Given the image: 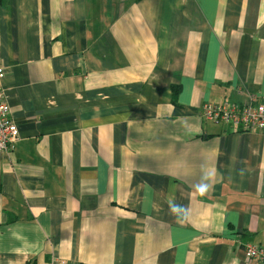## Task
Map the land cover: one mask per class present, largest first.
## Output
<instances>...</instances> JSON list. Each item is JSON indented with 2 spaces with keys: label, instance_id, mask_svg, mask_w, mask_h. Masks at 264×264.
Returning a JSON list of instances; mask_svg holds the SVG:
<instances>
[{
  "label": "crops",
  "instance_id": "1",
  "mask_svg": "<svg viewBox=\"0 0 264 264\" xmlns=\"http://www.w3.org/2000/svg\"><path fill=\"white\" fill-rule=\"evenodd\" d=\"M0 264L248 263L264 244V0H0Z\"/></svg>",
  "mask_w": 264,
  "mask_h": 264
},
{
  "label": "built area",
  "instance_id": "2",
  "mask_svg": "<svg viewBox=\"0 0 264 264\" xmlns=\"http://www.w3.org/2000/svg\"><path fill=\"white\" fill-rule=\"evenodd\" d=\"M5 76L4 67L0 65V81ZM203 117L215 123H225L238 127L244 131L260 130L264 132V104L258 103L255 97H250L248 103L233 104L224 102L219 105L205 103L202 105ZM18 139V129L12 120L10 107L0 90V152H8ZM244 256L248 263L258 261L264 264V245L247 244ZM49 264L67 263L59 259H52Z\"/></svg>",
  "mask_w": 264,
  "mask_h": 264
},
{
  "label": "trees",
  "instance_id": "3",
  "mask_svg": "<svg viewBox=\"0 0 264 264\" xmlns=\"http://www.w3.org/2000/svg\"><path fill=\"white\" fill-rule=\"evenodd\" d=\"M264 245V244H263ZM258 246V245H257Z\"/></svg>",
  "mask_w": 264,
  "mask_h": 264
}]
</instances>
